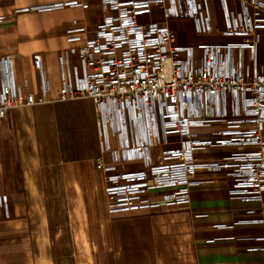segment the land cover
<instances>
[{"label":"built area","instance_id":"2783aa9c","mask_svg":"<svg viewBox=\"0 0 264 264\" xmlns=\"http://www.w3.org/2000/svg\"><path fill=\"white\" fill-rule=\"evenodd\" d=\"M218 1L225 41L181 45L169 21L188 19L196 34L213 33L210 0H99L104 16L95 29L74 21L65 31L56 98L42 55L33 57L35 91L28 79L17 80L13 58L0 60V124L17 108L91 101L101 150L96 168L110 214L188 205L194 187L214 183L197 179L202 170L225 174L231 200L264 203V0ZM65 7L89 5L36 10ZM156 7L164 21L142 22ZM215 149L229 152L219 161H199L198 153ZM135 162L143 168L125 170ZM0 207L9 217L7 196H0ZM241 222L264 226V209Z\"/></svg>","mask_w":264,"mask_h":264},{"label":"crops","instance_id":"0c3cea01","mask_svg":"<svg viewBox=\"0 0 264 264\" xmlns=\"http://www.w3.org/2000/svg\"><path fill=\"white\" fill-rule=\"evenodd\" d=\"M74 1L89 8L36 10ZM210 3L209 35L196 34L191 20L169 21L181 33V45L225 41L219 1ZM162 11L156 7L151 15L163 16ZM103 16L99 0H0V60L13 58L17 80L28 79L35 91L39 73L33 57L42 55L54 99L66 29L76 21L93 30ZM152 21L164 19L142 22ZM189 28L196 39L186 34ZM259 62L264 70V32ZM82 101L93 108L85 120L75 113L58 117L59 103H49L14 109L0 124V196L10 205L9 217L0 207V264H264V252L251 251L264 247L257 240L264 226L241 222L259 217L264 203L231 200L222 172L199 171L197 179L214 183L194 187L188 205L110 214L104 175L96 168L101 150L94 105ZM228 152L207 150L198 159L211 163ZM142 168L141 162L125 165L126 171Z\"/></svg>","mask_w":264,"mask_h":264},{"label":"rangeland","instance_id":"374dc122","mask_svg":"<svg viewBox=\"0 0 264 264\" xmlns=\"http://www.w3.org/2000/svg\"><path fill=\"white\" fill-rule=\"evenodd\" d=\"M210 7H212V5H210ZM215 8L216 7H214V11H215V14H216L218 12V10L216 11ZM220 14H222V12ZM218 16H220V15H218ZM150 17L149 16L143 17V18H141V21H149L150 19H153V18L156 19V20H159V21H161L163 19L162 14H159V12H155L153 15H150ZM186 32H187L186 34L191 39H196L197 38L196 36H193L191 34V28L187 29ZM180 35H181V33L177 34L178 39H179ZM208 41L209 40H206V39L202 40L201 39V42H208ZM54 85H56L55 81H54ZM89 109H93L92 106L89 103H87L86 101H81V102H77V103L73 102V104L72 103H59V104H57V108H56L55 111L57 112L56 115L58 117H61V116L64 115V116H67V118H70V117H73L74 113H75L76 115H79L80 117H82L85 120L86 113L88 112ZM94 111H95V108H94Z\"/></svg>","mask_w":264,"mask_h":264}]
</instances>
